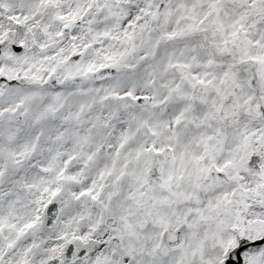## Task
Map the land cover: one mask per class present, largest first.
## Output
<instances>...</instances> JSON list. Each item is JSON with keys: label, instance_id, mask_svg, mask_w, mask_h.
Instances as JSON below:
<instances>
[{"label": "snow or ice", "instance_id": "6c2138e0", "mask_svg": "<svg viewBox=\"0 0 264 264\" xmlns=\"http://www.w3.org/2000/svg\"><path fill=\"white\" fill-rule=\"evenodd\" d=\"M0 264H264V0H0Z\"/></svg>", "mask_w": 264, "mask_h": 264}]
</instances>
